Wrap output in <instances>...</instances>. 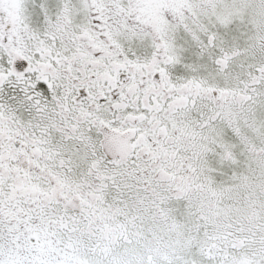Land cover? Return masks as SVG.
Segmentation results:
<instances>
[{
  "label": "snow or ice",
  "instance_id": "6c2138e0",
  "mask_svg": "<svg viewBox=\"0 0 264 264\" xmlns=\"http://www.w3.org/2000/svg\"><path fill=\"white\" fill-rule=\"evenodd\" d=\"M0 264H264V0H0Z\"/></svg>",
  "mask_w": 264,
  "mask_h": 264
}]
</instances>
